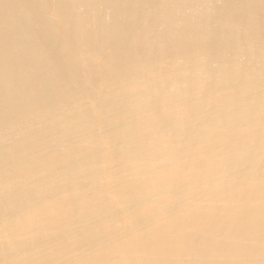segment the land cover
<instances>
[{
	"label": "bare ground",
	"instance_id": "1",
	"mask_svg": "<svg viewBox=\"0 0 264 264\" xmlns=\"http://www.w3.org/2000/svg\"><path fill=\"white\" fill-rule=\"evenodd\" d=\"M0 264H264V0H0Z\"/></svg>",
	"mask_w": 264,
	"mask_h": 264
}]
</instances>
